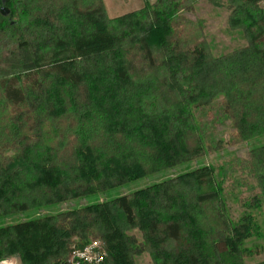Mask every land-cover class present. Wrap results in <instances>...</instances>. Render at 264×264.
Instances as JSON below:
<instances>
[{"label":"trees","instance_id":"obj_1","mask_svg":"<svg viewBox=\"0 0 264 264\" xmlns=\"http://www.w3.org/2000/svg\"><path fill=\"white\" fill-rule=\"evenodd\" d=\"M196 1L157 0L110 18L103 0H0V217L203 156L207 135L196 112L219 99L236 137L264 134V0H205L226 4L248 40L217 57L189 28ZM250 157L260 191L236 221L225 179L203 166L0 225V261L89 264L73 256L98 240L101 264H137L147 251L153 264H247L256 252L246 242L260 234L254 211L264 210V144Z\"/></svg>","mask_w":264,"mask_h":264},{"label":"rangeland","instance_id":"obj_2","mask_svg":"<svg viewBox=\"0 0 264 264\" xmlns=\"http://www.w3.org/2000/svg\"><path fill=\"white\" fill-rule=\"evenodd\" d=\"M103 2L107 15L113 18L141 9L147 4H155L157 0H103ZM186 16L192 22L189 27L191 31L205 40L210 53L214 57L232 53L248 44L245 33L238 28L237 22L230 18L231 11L226 4L198 0L194 4L193 11L186 12ZM196 115L205 128L207 135L208 152L203 156L85 198L73 199L54 205L39 204L37 202L38 204L36 203L25 212L0 217V225L57 214L72 208L113 199L203 166H209L213 169L217 178L225 179L224 186L228 213L233 220H238L245 211L243 205L245 200L253 193H259L260 191L249 163L252 161L250 157L252 149L264 144V134L248 140H241L236 137L237 134L231 121L223 113L222 100L220 99L211 106L197 110ZM217 146L220 148L215 149ZM135 149V146L130 147L129 151ZM148 158L149 163H151V157L148 156ZM254 214L260 224V234L246 242V246L253 248L256 252L253 257L246 258L247 264H261L264 262V210H256ZM127 229L130 233H134L138 238L143 239V233L138 227H128ZM136 262L137 264H153L148 251L138 255ZM0 264H21V259L15 256L0 261Z\"/></svg>","mask_w":264,"mask_h":264},{"label":"built area","instance_id":"obj_3","mask_svg":"<svg viewBox=\"0 0 264 264\" xmlns=\"http://www.w3.org/2000/svg\"><path fill=\"white\" fill-rule=\"evenodd\" d=\"M105 254L101 242L95 240L86 245L83 250L76 251L73 260L80 259L89 264H101Z\"/></svg>","mask_w":264,"mask_h":264},{"label":"water","instance_id":"obj_4","mask_svg":"<svg viewBox=\"0 0 264 264\" xmlns=\"http://www.w3.org/2000/svg\"><path fill=\"white\" fill-rule=\"evenodd\" d=\"M1 13H2L3 15H8V13H9L8 8H6V7H1Z\"/></svg>","mask_w":264,"mask_h":264}]
</instances>
